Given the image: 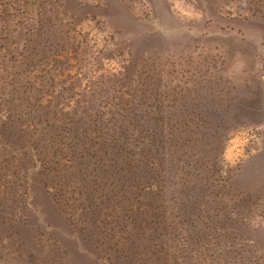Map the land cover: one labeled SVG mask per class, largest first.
<instances>
[{"label":"rangeland","instance_id":"rangeland-1","mask_svg":"<svg viewBox=\"0 0 264 264\" xmlns=\"http://www.w3.org/2000/svg\"><path fill=\"white\" fill-rule=\"evenodd\" d=\"M145 109L222 133L205 184L153 192L211 219L134 234L72 171L71 145L120 141ZM0 264H264V0H0Z\"/></svg>","mask_w":264,"mask_h":264},{"label":"trees","instance_id":"trees-1","mask_svg":"<svg viewBox=\"0 0 264 264\" xmlns=\"http://www.w3.org/2000/svg\"><path fill=\"white\" fill-rule=\"evenodd\" d=\"M151 99L153 103L160 102L151 94L147 96L145 102L150 103ZM91 103L92 101L82 100L76 104V109H81L80 114L84 119L89 117L90 110L83 108ZM142 113L143 115L133 119L134 125L130 127L129 133H123L124 130L119 129L122 132L120 141L109 135L108 143L101 142V139L105 138L102 135L98 143L84 139L71 145L69 156L75 163L72 164V171L83 175L80 181L82 184L89 180L91 193L105 197L104 192H108L110 196L120 198L115 204L126 206L127 210L132 211L131 217L130 214L125 217L132 233L143 230L144 226L148 225L154 234L158 233V236L166 227L168 228V223L185 216L193 220L199 219L198 221L211 219V209L207 205L209 202L203 201L202 196H200L202 201L194 199L195 201L190 204L191 209H183L185 205L182 204L181 207L170 208L175 210V213L171 211L170 213L163 205L166 202L165 197L156 196L153 192L163 181L164 174L176 178L177 185H186V176L199 181L203 179L205 184L209 177L204 175L210 172V167L213 168L214 150L220 146L222 133L217 136L211 133L206 137L205 133L196 132L198 126L191 130L186 125L181 127V124L175 123L168 125L166 129L167 117L163 118L170 116V113L167 114L161 109L154 111L145 109ZM71 115L76 116V111L72 109ZM169 120L171 119L168 118ZM85 127L84 134H94L89 125L85 124ZM167 134H170L172 139ZM162 137L168 138L162 140ZM192 141L203 143L200 144L202 149L197 150L195 144H191ZM189 178L188 182L191 184ZM129 217L132 219L131 224ZM133 221L137 222L136 227ZM160 226L162 230L158 232Z\"/></svg>","mask_w":264,"mask_h":264}]
</instances>
